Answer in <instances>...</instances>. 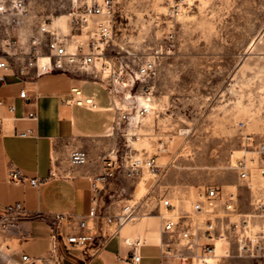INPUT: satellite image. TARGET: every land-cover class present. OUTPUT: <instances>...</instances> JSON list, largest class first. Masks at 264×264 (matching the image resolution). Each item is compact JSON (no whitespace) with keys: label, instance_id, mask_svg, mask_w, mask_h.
<instances>
[{"label":"rangeland","instance_id":"1","mask_svg":"<svg viewBox=\"0 0 264 264\" xmlns=\"http://www.w3.org/2000/svg\"><path fill=\"white\" fill-rule=\"evenodd\" d=\"M90 2L26 0L19 25L7 19L0 25V53L7 30L27 48L34 38L48 39L43 26L72 39L71 46L88 40L89 30L72 37L80 31L73 30L71 14ZM115 11L114 39L92 71L114 83L118 98L137 96L140 105L149 98L152 106L115 129L118 196L122 205L140 206L128 225L159 216L161 195L184 203L208 185L225 195L237 191L240 212H251L235 165L246 159L254 167V145L264 143V0H117ZM146 60L155 63L150 79L137 74ZM134 156L157 157L163 174L128 175L126 161ZM154 221L147 226L161 232L160 219ZM206 264H264V256L245 253L231 240Z\"/></svg>","mask_w":264,"mask_h":264},{"label":"built area","instance_id":"2","mask_svg":"<svg viewBox=\"0 0 264 264\" xmlns=\"http://www.w3.org/2000/svg\"><path fill=\"white\" fill-rule=\"evenodd\" d=\"M116 3L117 0H91L87 5L73 10L71 25L73 30L80 31V34H71L72 37L80 38L85 30L90 31L88 40L77 39L73 41L74 46L70 45L72 39L69 40L46 26L42 27V31L49 34L48 39L42 41L34 38L28 48L19 40H14L13 35L7 30V38L3 40L1 47L0 69L12 71L21 77L32 78L55 72L70 73L72 68L92 67L97 60L105 58V52L114 39L113 18ZM25 13L26 0H0V25H5L6 19L14 25H19ZM137 74L149 79L155 76L154 61L146 60ZM0 81L3 82L4 78L0 77ZM107 86L113 108L119 114L120 121H131L139 115L150 112L148 107L138 103L137 96H134V100L132 97L118 98L114 83L113 85L109 83ZM20 98L29 100L25 89L20 92ZM146 100L149 102L150 99ZM127 101L129 105L122 104ZM64 102L92 110L97 109L98 106L94 97L85 95L80 86H73ZM2 106L6 105L4 100L0 99V107ZM7 108L10 113L15 111L13 105H7ZM22 119L36 123L38 114L31 111ZM1 123L2 120H0V132ZM18 135L22 138L32 137L35 135V127H28ZM246 140L251 142L250 145L254 144L251 135H247ZM254 148L258 155L256 160L251 159L254 167H250L246 159L238 161L235 165L239 178L245 182L250 193L251 212H240L237 191L225 195L223 189L216 185L199 188L194 197L184 203L179 201L174 203L167 194L160 196L159 205L163 209L160 213V228L161 233L168 237V242L165 244L166 254L178 257L181 264H204L209 257L217 256L219 247L235 240L245 253L264 256V185H258L252 173L253 168L260 177L264 178V143H256ZM164 151L161 145L159 152ZM70 162L73 165H84L88 162V155L85 151L75 150L70 155ZM104 162V172L97 177H89L95 195L88 215L77 221L82 232L67 235V242L79 248L88 260L98 256L108 240L119 236L123 227L136 218L140 207L138 203L128 204L117 214L100 209L101 184L116 177L119 169V160L115 154L106 155ZM126 168L130 176H138L146 170L151 175L159 177L164 171L155 156L131 157L126 161ZM9 178L13 182L25 179L21 171L15 169L10 171ZM30 183L36 187L41 180L33 178ZM25 217L29 215L21 203L1 205L0 235L17 228ZM35 217L43 216L37 214ZM73 223V217L70 215H55V220L52 222L54 233L51 237L53 252L57 249L58 238L63 235L61 228L63 226L71 228ZM133 246L127 264H138L141 260V255L137 252V244ZM39 261L40 259L23 253L19 256L18 263L39 264Z\"/></svg>","mask_w":264,"mask_h":264},{"label":"crops","instance_id":"3","mask_svg":"<svg viewBox=\"0 0 264 264\" xmlns=\"http://www.w3.org/2000/svg\"><path fill=\"white\" fill-rule=\"evenodd\" d=\"M0 77L4 78L0 81V99L6 105L0 107V206L21 203L29 215L17 228L0 235V264H19L23 253L40 259L39 264H127L134 244L141 255L138 264H181L178 257L165 252L168 237L148 227L158 218L161 222L160 215L127 224L92 260L67 242L68 234L82 232L77 221L88 215L95 195L89 177L101 175L104 158L115 154L114 134L120 124L107 83L92 67L32 78L0 69ZM73 86L94 97L97 109L66 104ZM23 89L29 100L20 98ZM7 105H13L15 111L10 113ZM31 111L38 114L36 123L22 119ZM28 127H35V135L20 137L18 133ZM75 150L87 153L86 164L70 162ZM14 169L21 171L23 181L10 180ZM33 178L41 180L36 187L30 183ZM101 189L100 209L117 214L125 206L118 196L117 178L102 183ZM37 214L43 217L36 218ZM56 214L70 215L74 223L71 228H61L63 235L53 252L52 222Z\"/></svg>","mask_w":264,"mask_h":264},{"label":"bare ground","instance_id":"4","mask_svg":"<svg viewBox=\"0 0 264 264\" xmlns=\"http://www.w3.org/2000/svg\"><path fill=\"white\" fill-rule=\"evenodd\" d=\"M128 97H131V96L128 95ZM143 106L148 107L149 110H150V112H151V108H152V106H151V104H150L147 100H144V102H143ZM208 261H211V257L208 258ZM208 261H207V262H208ZM207 262H206V263H207ZM206 263H204V264H206Z\"/></svg>","mask_w":264,"mask_h":264}]
</instances>
